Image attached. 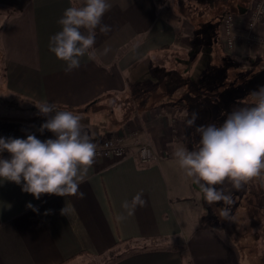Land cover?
I'll list each match as a JSON object with an SVG mask.
<instances>
[{
	"label": "crops",
	"instance_id": "1",
	"mask_svg": "<svg viewBox=\"0 0 264 264\" xmlns=\"http://www.w3.org/2000/svg\"><path fill=\"white\" fill-rule=\"evenodd\" d=\"M198 1V9L186 1L191 8L181 20L163 13L158 0H109L102 24L111 31L97 29L96 59L85 56L66 73L49 40L61 30L65 9L83 0H0L12 10L0 26V124L39 132L46 117L35 104L46 101L80 114L91 138L139 130L155 154L144 164L133 146L124 159H96L80 185L82 199L37 200L0 178V264H87L116 248L120 255L105 264H240L213 214L217 204L204 201L172 152L191 149L196 134L186 119L211 96L244 104L264 86V46L228 50L220 42V18L234 13L243 28L253 0ZM259 28L264 34V20ZM104 48L110 51L100 55ZM141 191L146 206L117 222L127 215L122 202ZM66 205L69 216L60 214Z\"/></svg>",
	"mask_w": 264,
	"mask_h": 264
},
{
	"label": "clouds",
	"instance_id": "2",
	"mask_svg": "<svg viewBox=\"0 0 264 264\" xmlns=\"http://www.w3.org/2000/svg\"><path fill=\"white\" fill-rule=\"evenodd\" d=\"M111 7L109 0H83L80 6L65 9L57 21L61 30L50 37L49 50L65 62L66 73L78 69L85 56L96 59L97 29L105 35L111 31L109 25L102 24ZM109 51L104 48L99 54ZM248 97L246 104L221 111L225 119L219 126H197L198 114H189L186 127H194L199 140L191 149L178 147L172 152L184 177L198 186L204 201L209 206L225 205L213 213L222 220L232 219V189L241 191L257 184L264 188V86L250 91ZM35 106L38 114L46 117L37 131L43 134L47 130L54 138L41 140L31 132L26 138L0 137V178L20 185L22 192L37 200L43 194L82 199L85 194L79 190L80 185L96 161L98 145L85 130L80 114L60 110L57 104L46 101ZM5 151L10 158H3ZM146 203L142 191L131 201H123L121 207L127 215H117V222L125 221ZM26 207L38 211L31 203ZM70 212L67 205L60 210L65 216Z\"/></svg>",
	"mask_w": 264,
	"mask_h": 264
},
{
	"label": "rangeland",
	"instance_id": "3",
	"mask_svg": "<svg viewBox=\"0 0 264 264\" xmlns=\"http://www.w3.org/2000/svg\"><path fill=\"white\" fill-rule=\"evenodd\" d=\"M158 1L160 10H162L163 13L174 15L176 18H180L181 20L183 18V14L189 13V9L191 8L189 6L190 4L186 3L187 0ZM192 1L197 9L203 5L201 1ZM11 12L12 10L10 8L0 6V26L4 19L11 14ZM226 108L227 111H231L233 105L227 104ZM224 119L225 117L219 114L216 122H212V119H210L206 120L203 125L215 123L219 126L223 123ZM198 140L199 135L196 134L195 136H192L189 140L190 147L192 148L193 143ZM227 187L231 188L230 185H227ZM249 188L257 191L258 184L251 187L248 186V188L246 186L245 189L241 191L232 189L234 203L229 206L231 209L230 214L232 219L220 220L219 218L218 220L220 221L221 227L225 228V231H223L222 234L226 239V242L229 243L230 247L234 250L240 264H253V262L254 264H264V202L259 200L260 195L255 197L253 191ZM218 205H221V207L225 206L223 204ZM222 224L225 226H222ZM120 252H122L120 249H113L102 256L96 257V260H92L91 262L87 260L89 262L87 264H105L119 256ZM85 262L86 261H84V263ZM75 263L82 264L83 261L79 260Z\"/></svg>",
	"mask_w": 264,
	"mask_h": 264
},
{
	"label": "built area",
	"instance_id": "4",
	"mask_svg": "<svg viewBox=\"0 0 264 264\" xmlns=\"http://www.w3.org/2000/svg\"><path fill=\"white\" fill-rule=\"evenodd\" d=\"M264 20V0H253L247 15L245 26L239 27L234 13H225L221 19L220 42L225 49L233 50L240 43H245L249 49H259L264 46V34L260 32V24ZM28 132L34 133L38 139L54 138L47 132L30 131L26 127L10 128L0 124V137L26 138ZM98 145L99 158L124 159L131 154L134 146L142 163L149 164L155 160L152 142L141 138L139 130H126L106 134L102 138H92ZM4 153H2L3 156Z\"/></svg>",
	"mask_w": 264,
	"mask_h": 264
},
{
	"label": "trees",
	"instance_id": "5",
	"mask_svg": "<svg viewBox=\"0 0 264 264\" xmlns=\"http://www.w3.org/2000/svg\"><path fill=\"white\" fill-rule=\"evenodd\" d=\"M178 80V79H177ZM176 80V81H177ZM182 81L180 80L179 81V83L180 84H182L181 83ZM254 84V83H253ZM260 86H262V85H260ZM255 87V86H254ZM247 88V87H246ZM246 88H244L243 89V93H244V91H245V89ZM257 88H258V86H257ZM252 89H254V88H252ZM252 89H250V90H252ZM242 93V94H243ZM212 97V102H208V103H205L204 104V109H203V111L202 110H200V111H198V119L196 120V122H195V124L197 125V126H199V125H203L204 123H205V121L206 120H210V119H212V122H216L217 121V118L219 117V114L221 113V111H227L226 109V106H227V104H229V103H227V104H225V103H221V102H216L215 101V99L213 100V98H214V96H211ZM243 97V96H242ZM243 99H245V97H243V98H241V100H243ZM239 104V103H238ZM244 104H246V103H244ZM178 105L181 107V108H184V106L185 107H187V105L185 104H183V103H178ZM226 105V106H225ZM234 106V105H233ZM202 113H204V114H206V117H203V115H202ZM199 115H200V117H199ZM202 116V117H201ZM192 129H195L194 127L192 128ZM249 187H251V186H249ZM247 188H248V186H247ZM250 190H252V188H249ZM249 190V191H250ZM261 190V191H260ZM253 191V193H254V195H255V197H257L258 195H260L259 196V200H262L263 202H264V191H263V188H260L259 187V185H258V190L256 191V190H252ZM245 196H247V195H245ZM215 205V204H214ZM213 206V205H212ZM217 209H219V208H221V205L219 206L218 204H217V207H216ZM260 208V207H259ZM259 208H257V209H259Z\"/></svg>",
	"mask_w": 264,
	"mask_h": 264
}]
</instances>
